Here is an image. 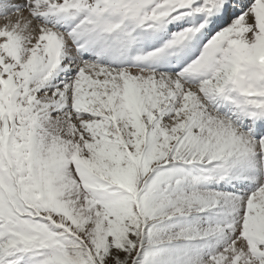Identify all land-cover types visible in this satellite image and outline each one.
<instances>
[{
	"label": "snow or ice",
	"instance_id": "obj_1",
	"mask_svg": "<svg viewBox=\"0 0 264 264\" xmlns=\"http://www.w3.org/2000/svg\"><path fill=\"white\" fill-rule=\"evenodd\" d=\"M0 264H264V0H0Z\"/></svg>",
	"mask_w": 264,
	"mask_h": 264
}]
</instances>
